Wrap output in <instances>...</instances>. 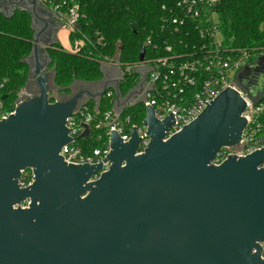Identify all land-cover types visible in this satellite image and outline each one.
<instances>
[{
	"label": "water",
	"instance_id": "95a60500",
	"mask_svg": "<svg viewBox=\"0 0 264 264\" xmlns=\"http://www.w3.org/2000/svg\"><path fill=\"white\" fill-rule=\"evenodd\" d=\"M32 4L13 7L32 17L24 88L36 82L40 89L0 121V264H264V147L212 164L224 146L242 138L247 120L240 93L226 88L167 140L175 115L159 120L149 104L144 152L138 154L142 137L135 127L128 142L113 129L104 160L110 169L91 181L103 162L70 164L60 151L75 138L66 120L81 105L83 92L99 107L108 85L102 78L93 82L102 85L96 93L81 90L50 101L52 89L61 91L48 52L60 26L54 39L44 40L48 18L39 29ZM0 11L5 13L2 6ZM236 82L255 105L264 100V53L238 72ZM114 89L116 104L124 106L129 98L120 81ZM83 125L81 137L90 133ZM27 168L35 180L22 188L19 179ZM27 199L30 206L20 208Z\"/></svg>",
	"mask_w": 264,
	"mask_h": 264
},
{
	"label": "built area",
	"instance_id": "2783aa9c",
	"mask_svg": "<svg viewBox=\"0 0 264 264\" xmlns=\"http://www.w3.org/2000/svg\"><path fill=\"white\" fill-rule=\"evenodd\" d=\"M6 13H11L14 6L23 7V3L33 5L32 2L48 8L52 19L60 28L68 33L80 32V20L84 15L80 5L70 0H0ZM220 0H169L161 4L160 29L156 40L149 36L142 48L145 57L131 63L121 62L103 51L106 45L103 37L93 38L91 34H84L76 38L70 50H85L87 57L101 64L108 88L103 97L114 100V106L105 111L98 119L100 106L97 102L90 105L86 98L67 118L66 126L71 128L69 136L75 137L66 143L60 155L70 164H96L103 162L102 170L91 181L99 179L100 175L110 169L111 164L105 158L111 151L110 135L118 132L124 142L131 138V129L135 127L142 137L138 154L144 152L150 142L146 134L148 126L144 123L131 124L130 117L122 118L123 110L130 105L143 103L146 108L150 104L159 120L175 115L173 124L166 133V140L178 133L184 126L196 119L222 91L230 87L238 91L246 101L243 116L247 125L238 145L224 146L212 161L213 165H220L229 155L246 156L264 147V100L255 105L247 93L237 84L238 72L247 64L254 61L264 51L245 49L232 45L227 41L220 23L218 4ZM31 3V4H30ZM41 8V7H40ZM45 11V10H44ZM49 19V15L46 14ZM148 49V51H147ZM110 68V69H109ZM109 71V76H108ZM134 74L136 85L123 97L129 98L124 106L116 104L114 86L124 80L125 75ZM34 92L23 88L16 102L10 108L0 107V121L15 113L19 102L33 96ZM102 97V98H103ZM123 110H122V108ZM122 110V111H121ZM87 124L90 133L81 137ZM104 130L107 140L98 136L96 147L89 146L88 141L92 128ZM80 135V136H79ZM78 136V137H77ZM33 169L21 171L19 185L22 188L34 183ZM30 199L20 203V208H28ZM261 258L264 260V240ZM256 252V250H254Z\"/></svg>",
	"mask_w": 264,
	"mask_h": 264
},
{
	"label": "trees",
	"instance_id": "16d2710c",
	"mask_svg": "<svg viewBox=\"0 0 264 264\" xmlns=\"http://www.w3.org/2000/svg\"><path fill=\"white\" fill-rule=\"evenodd\" d=\"M79 3L84 17L80 20V32L69 33L73 40L91 34L93 38L103 37L105 46L101 51L120 59L121 62L140 60L145 40L151 36L156 40L160 29L161 4L169 0H70ZM218 12L222 31L232 45L245 49L264 51V0H220ZM34 29L32 17L27 10L15 9L11 13L0 11V99L4 108L12 107L19 92L28 80L29 64L25 61L33 48ZM123 49L120 50V44ZM85 49L68 51L60 43L48 49L51 63L56 68L55 84L61 91L68 92L75 80L97 82L103 78L101 64L87 57ZM148 51V49H147ZM137 83L134 74L125 75L120 84L126 94ZM56 99L51 97L50 101ZM93 105L94 100L90 99ZM114 100L103 97L100 103L101 115L113 108ZM146 106L137 103L127 106L122 118L130 117L131 124L142 123ZM89 146L99 145L98 136L107 140L104 130L92 128Z\"/></svg>",
	"mask_w": 264,
	"mask_h": 264
},
{
	"label": "flooded vegetation",
	"instance_id": "af4514ba",
	"mask_svg": "<svg viewBox=\"0 0 264 264\" xmlns=\"http://www.w3.org/2000/svg\"><path fill=\"white\" fill-rule=\"evenodd\" d=\"M1 2V1H0ZM5 10L8 11V9L5 7ZM38 17H39V14H38ZM38 17H35V24L36 26L41 29V21L39 20ZM48 22L46 23L47 27L45 28V32L43 33V38L44 40H51V39H54L53 38V33L57 27V22H55L52 18L51 19H48L47 20ZM45 23V22H44ZM35 67H33L34 69ZM32 88H33V92L34 94H37L39 92V85L36 83V82H30L29 84ZM102 88V85L101 84H98V85H91V86H88V85H85L84 83H81V82H76L72 88L70 89L69 93L68 92H63V91H60L58 92V95H59V98L62 99V100H65L67 99L69 96L72 95V93H78L79 91L81 90H93V91H99L100 89ZM88 97V94L87 92H83V98L82 100H85L86 98Z\"/></svg>",
	"mask_w": 264,
	"mask_h": 264
},
{
	"label": "rangeland",
	"instance_id": "374dc122",
	"mask_svg": "<svg viewBox=\"0 0 264 264\" xmlns=\"http://www.w3.org/2000/svg\"><path fill=\"white\" fill-rule=\"evenodd\" d=\"M0 8H1V2H0ZM5 12H6V10H5ZM67 35H68V31H67V30H65V29H63V28H59V30H58V35H57L56 39L58 38L60 44H61L62 46H64V47H66L68 51H70V49H71V45L69 44V41H68ZM75 41H76V39L73 40V44H74ZM73 44H72V45H73ZM121 44H122V43H121ZM120 50H121V49H120ZM124 63H131V62H124ZM51 69H52V68H51ZM101 69H102V68H101ZM78 82H82V81H79V80H78ZM59 92H60V91H59ZM51 97H53V98H55V99H58V98H59L58 92H56V91H54V90L52 89V90L50 91V98H51Z\"/></svg>",
	"mask_w": 264,
	"mask_h": 264
},
{
	"label": "crops",
	"instance_id": "0c3cea01",
	"mask_svg": "<svg viewBox=\"0 0 264 264\" xmlns=\"http://www.w3.org/2000/svg\"><path fill=\"white\" fill-rule=\"evenodd\" d=\"M31 4V3H30ZM33 5H29V4H27V3H23V8L24 7H28V8H31ZM34 6L36 7V9H37V12H38V14H39V20L41 21V23H42V25L44 24V18H46L45 16H44V13H42V11L41 10H43V7L40 5V6H38V4H34ZM41 7V8H40ZM44 11V10H43ZM59 30V29H58ZM69 34V33H68ZM57 35H58V31H57V33H56V37H57ZM68 36L69 35H67V38H68ZM68 41H69V38H68ZM57 43H60L59 42V40H58V38L56 39V43L55 44H57ZM54 44V45H55ZM69 44H70V41H69ZM62 47H64V46H62ZM65 49H67L66 47H64ZM103 77H104V74H103ZM81 83H84L85 85H88V86H91V85H96L95 83H93V82H81ZM27 90L28 91H30V92H33V88L29 85L28 87H27ZM89 90V89H88ZM91 93H96L97 91H93V90H89ZM87 98H90L89 96L87 97Z\"/></svg>",
	"mask_w": 264,
	"mask_h": 264
}]
</instances>
